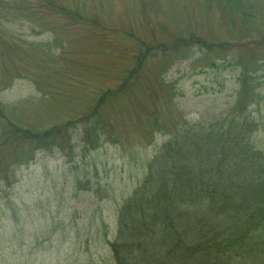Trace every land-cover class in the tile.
<instances>
[{"label": "rangeland", "instance_id": "rangeland-1", "mask_svg": "<svg viewBox=\"0 0 264 264\" xmlns=\"http://www.w3.org/2000/svg\"><path fill=\"white\" fill-rule=\"evenodd\" d=\"M246 112L264 142V0H0L18 264H111L104 228L162 146Z\"/></svg>", "mask_w": 264, "mask_h": 264}, {"label": "trees", "instance_id": "trees-1", "mask_svg": "<svg viewBox=\"0 0 264 264\" xmlns=\"http://www.w3.org/2000/svg\"><path fill=\"white\" fill-rule=\"evenodd\" d=\"M227 115L162 146L116 206L112 239L104 228L111 264H264V142L249 113ZM7 230L0 264H18L19 230Z\"/></svg>", "mask_w": 264, "mask_h": 264}]
</instances>
